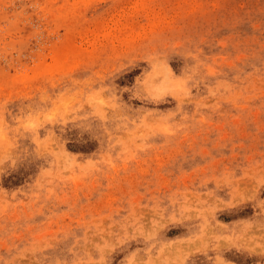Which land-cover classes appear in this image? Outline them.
<instances>
[{"label":"rangeland","instance_id":"rangeland-1","mask_svg":"<svg viewBox=\"0 0 264 264\" xmlns=\"http://www.w3.org/2000/svg\"><path fill=\"white\" fill-rule=\"evenodd\" d=\"M0 264H264V0H0Z\"/></svg>","mask_w":264,"mask_h":264}]
</instances>
